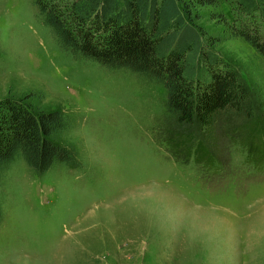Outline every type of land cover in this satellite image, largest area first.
<instances>
[{
    "label": "rangeland",
    "instance_id": "rangeland-1",
    "mask_svg": "<svg viewBox=\"0 0 264 264\" xmlns=\"http://www.w3.org/2000/svg\"><path fill=\"white\" fill-rule=\"evenodd\" d=\"M243 18L220 0L197 23L256 119L203 130L162 83L64 50L34 0H0V100L67 114L53 137L75 163L1 173L0 264H264V55L232 31Z\"/></svg>",
    "mask_w": 264,
    "mask_h": 264
},
{
    "label": "trees",
    "instance_id": "trees-1",
    "mask_svg": "<svg viewBox=\"0 0 264 264\" xmlns=\"http://www.w3.org/2000/svg\"><path fill=\"white\" fill-rule=\"evenodd\" d=\"M220 0H34L64 50L103 66L129 69L167 90V107L182 123L211 129L223 112L254 116L251 92L238 72L204 38L202 9ZM244 17L234 34L264 55V0H230ZM70 118L60 109L34 110L14 97L0 100V175L21 157L44 173L56 162L74 165L54 139ZM254 134L263 132L257 121ZM256 135V136H258ZM255 136V137H256ZM261 152V150H260ZM3 210L0 202V221Z\"/></svg>",
    "mask_w": 264,
    "mask_h": 264
}]
</instances>
